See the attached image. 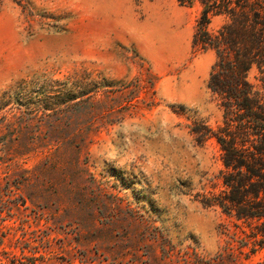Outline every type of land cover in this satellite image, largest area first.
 <instances>
[{
    "label": "rangeland",
    "instance_id": "374dc122",
    "mask_svg": "<svg viewBox=\"0 0 264 264\" xmlns=\"http://www.w3.org/2000/svg\"><path fill=\"white\" fill-rule=\"evenodd\" d=\"M200 12L176 0H0V92L77 68L128 87L97 96L103 115L71 120L96 127L79 151L0 152V264H264L253 228L204 204L224 190V167L215 140L191 129L216 130L223 112L207 88L215 53L192 46Z\"/></svg>",
    "mask_w": 264,
    "mask_h": 264
},
{
    "label": "trees",
    "instance_id": "16d2710c",
    "mask_svg": "<svg viewBox=\"0 0 264 264\" xmlns=\"http://www.w3.org/2000/svg\"><path fill=\"white\" fill-rule=\"evenodd\" d=\"M182 6H201L192 46L212 50L207 88L223 112V125L216 130L205 122L191 129L199 143L214 139L221 153L224 190L204 204L252 227V235L264 244V0H176ZM30 15H33L31 13ZM213 17L222 25L209 30ZM255 69L257 87L248 80ZM146 75L150 76L148 69ZM124 92L127 85L97 81L82 68L73 69L64 80L42 73L25 77L0 92V152L27 155L35 150L61 151L89 139L95 126L74 125L73 118L100 115L108 108L97 98L111 90ZM132 105V104H131ZM34 123L35 119H50ZM68 120V122H61ZM93 129V130H92ZM79 139V141H78ZM75 153V152H74ZM229 250V249H227ZM226 255L220 253L218 256ZM15 264V263H12Z\"/></svg>",
    "mask_w": 264,
    "mask_h": 264
}]
</instances>
